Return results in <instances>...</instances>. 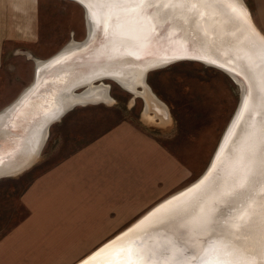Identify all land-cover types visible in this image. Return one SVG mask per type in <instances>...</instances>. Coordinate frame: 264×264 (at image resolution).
I'll return each mask as SVG.
<instances>
[{
  "label": "rangeland",
  "instance_id": "1",
  "mask_svg": "<svg viewBox=\"0 0 264 264\" xmlns=\"http://www.w3.org/2000/svg\"><path fill=\"white\" fill-rule=\"evenodd\" d=\"M244 1L250 10V0ZM85 36L84 10L79 4L71 0H38L35 38L4 51L0 67V109L31 83L34 59L45 60L71 40L81 41ZM103 82L109 87V101L79 105L69 110L49 127L39 157L28 169L0 178V244L13 233L16 225L33 213L35 200L29 194L38 177L60 165L86 143L104 138L108 131L123 127L119 140L129 141L124 148L128 158L140 156L131 155L132 146L135 151L142 150L144 155L156 156V166L148 173L150 190H157L153 185L154 173L158 185L165 183L172 188L162 195L152 193L150 203L135 211L125 225L115 228L78 258L67 259L61 264L75 263L160 199L199 177L209 165L240 100L238 85L225 72L191 60L177 61L146 75V84L169 117L164 122L152 112H144L145 104L140 96L133 95L112 80ZM168 161L172 162L175 173L171 182L169 175L174 176V173L167 169ZM162 174L165 175L162 177ZM44 223L53 225L48 219ZM26 239L29 247L24 248L23 245L20 251L30 255L36 252L38 239Z\"/></svg>",
  "mask_w": 264,
  "mask_h": 264
},
{
  "label": "water",
  "instance_id": "2",
  "mask_svg": "<svg viewBox=\"0 0 264 264\" xmlns=\"http://www.w3.org/2000/svg\"><path fill=\"white\" fill-rule=\"evenodd\" d=\"M136 2L138 1H134V3H120L115 5V7L136 4ZM78 3L84 10L86 22L85 38L81 41L71 43L72 45L70 43L64 45L58 51L50 55L43 64L41 63L42 60L35 61L32 83L27 88L21 90L15 99L0 109V119L10 121L7 122L8 124H4V128H6L7 131L4 138L5 141L6 139L8 142L10 141L8 144L9 146L14 144L15 133L20 131L19 125L21 119L18 121L19 117H25L26 110L23 114V109H21L22 104L27 100L33 102L35 99L32 98L36 97L35 94L39 90V87L37 88L38 73L41 74L42 71L44 72L46 69H54L51 73L55 77L54 81L63 84L64 79H62V74H56L55 70H59L58 67L67 62L72 65L68 67L65 72L69 74L71 73L75 77L79 75L78 73L82 70H84V74L87 73L89 65H80V63L87 62L90 54H92L94 50H97L96 52L98 54V56L94 58V67L97 66L98 60H103L105 59V56H108L111 49L112 53L113 49H116L114 51L119 53L123 52L132 63H137L138 60H141L142 58L153 56L150 51L146 49L144 45L145 43H142L139 39L131 41V39L127 38L124 34V27L128 22H122V20H119V15L109 8H106L108 7L106 4H101L99 2L96 3L95 18L97 23H94V16L88 11L86 4L79 2V0ZM155 7H159V5H156L151 1H148L146 4H140V14L147 16L151 21V28L144 38V40H149L148 43L151 44L152 39H155L160 32L173 26L175 23V21L173 22V19L179 20L177 23L187 24L188 20L185 18L190 15L188 12L183 11L184 13H181L180 15H172L175 17L173 19L172 17H162V19H157L159 14L154 13ZM166 7L167 5L164 3L161 10H165ZM235 8L239 9L238 12ZM229 11L234 14L233 17L236 31H241L243 33L242 39H249L252 41L253 45H257L261 53L264 55V33L251 19L249 10L243 13L242 7L235 5V7H230ZM175 13H178V11H175ZM197 14L199 16L198 19L204 21V14L199 12ZM128 21L130 27H138L140 23V21L136 19ZM106 25L112 28L113 34L110 30L109 32L104 33ZM116 32H118L119 37H117ZM187 36V46H189L188 51L191 52L190 55L176 54L173 56L174 59L171 60L170 58H164L162 56L165 60H161L160 63L156 62L154 64H147L142 73L143 81L139 84H134L130 77L122 79V77H120L121 75L100 76L93 79L92 82L98 81L99 83H104V80H112L123 88L124 84L127 83L130 85V90L128 91L133 95H136L133 93L134 90H143V84L146 83V75L149 71L184 60L198 61L208 66L215 67L229 75L236 85L239 84H237L238 82L235 81V79L239 80V103L224 129L222 137H220L221 139L219 140L211 161L199 177L186 186L160 199L130 224L103 241L74 264H82L85 258L90 259L97 253H99L100 256H103L110 245L115 244L117 241H120L125 237H128V240L125 241L127 245L143 253L140 259L144 264H201V261L203 260L202 249L215 254L209 257L211 260L221 257L226 261L232 262L230 256L232 253L228 251V246L232 248L231 243L233 240L242 243L241 238H243V236L234 233L236 229L233 227V222L237 216H239V220H241L246 211L251 212L255 207L251 205L254 199L262 196L261 184L264 183V176L261 175V165L259 166V160L256 159L253 169L245 174L243 179L239 177L237 172H235L236 168H234V165H230L231 170L228 174H224L221 167L225 155L224 152L228 145L231 144L234 134L239 128V123L250 95L254 93L250 81L251 79L255 81V79L252 76L250 79L247 74L243 73L241 70V67H243L241 64H244L243 61L248 62L249 60H244L239 57L238 62L225 61L221 57L210 55L206 53L207 51L193 46L196 39L191 32H187ZM253 59L251 66L252 69L256 66V58ZM88 62H92V60H89ZM99 67L100 65L98 68ZM104 70L105 68L103 67L100 72H103ZM88 84L89 83L83 82L73 86V89L83 90ZM40 97H43V95H40ZM52 98L54 101L53 95ZM53 108L56 110L55 112H58V109H55L56 106ZM71 109L67 108L58 112L59 114L56 117L53 116L49 119V121L44 124L43 131L45 130V132H47L53 123L59 121L61 117ZM231 124L234 125L228 133V127H230ZM45 139L46 136L44 140L41 138L38 142L35 152V154H38L37 157L42 150ZM260 146L261 148L259 149ZM257 151L260 153L259 155L262 156V153L264 152V143L258 145ZM36 160L37 158L35 160L32 158L29 162H24L20 166L15 165L14 169L11 170L8 168L0 169V178L14 176L23 172ZM226 168L227 166H225V169ZM253 171H255V176L252 175ZM236 177H239V180H235L234 178ZM192 193L194 194L190 197L191 199L188 198L187 201L189 205L188 208H168L160 213V221H154L156 219L155 216L159 214L158 211L170 207L173 203L182 200ZM237 223L241 224V221H238ZM258 227L259 226H255L252 231H255ZM261 232L263 235L264 225L261 226ZM130 239L132 240L129 241ZM248 252H250V249L247 247L241 253L247 254ZM119 258L127 259L128 257L121 256Z\"/></svg>",
  "mask_w": 264,
  "mask_h": 264
},
{
  "label": "bare ground",
  "instance_id": "3",
  "mask_svg": "<svg viewBox=\"0 0 264 264\" xmlns=\"http://www.w3.org/2000/svg\"><path fill=\"white\" fill-rule=\"evenodd\" d=\"M71 1L79 4L78 0ZM134 1L138 2L123 7H115V5L120 3H134ZM148 1L159 5V7H155L154 10L155 14H159L157 19H162V17H172L173 19L175 17L172 15H180L184 13L183 11H186L190 14L185 18L188 20V23L180 24L177 23L179 20L173 19V22L175 21L173 26L160 32L155 39H152V44L148 43L149 40H144V38L151 28V21L147 16L140 14V4H146ZM79 2L86 4L88 11L94 16V23H97L95 18L96 3L106 4V6H108L106 8H109L119 15V20L128 22L124 27V34L127 38L131 39V41L139 39L142 43H145L146 49L150 51L153 56L142 58L138 60L137 63H132L123 52L119 53L114 51L116 49H113L112 53L111 49L108 56H105L103 60H98L97 66L94 67V58L98 56L97 50H94V52L90 54L87 62L80 63V65H89L87 73L84 74V70H82L78 73L79 75L75 77L71 73L65 72V70L72 65L67 62L61 64L58 67L59 70H55L56 74H62V79H64L63 84L54 81L55 77L51 74L54 69H46L44 72L42 71L41 74L38 73L37 88L39 87V90L35 94L36 97L32 98L35 99L33 102L27 100L22 104L21 109H23V114L26 110L25 117H19L18 121L21 119L19 125L20 131L15 133L14 144L10 146L8 145L10 141L8 142L7 139L5 141L4 138L7 132L6 128H4V124H8L7 122L10 121L0 119V169L8 168L11 170L14 169L15 165L20 166L24 162H29L32 158L33 160L38 158V154H35L38 142L41 138L44 140L45 136L47 139L48 135V130L47 132H45V130L43 131V126L53 116L56 117L59 114L58 112L79 105L83 106L109 101V87L104 83L95 84L98 81L92 82L93 79L100 76L121 75L120 77H122V79L130 77L134 84H139L143 81L142 73L147 64L160 63L161 60H165L163 57L170 58V60L174 59L173 56L176 54L190 55L191 52L188 51L189 46H187V32H191L196 39L193 46L207 51L206 53L210 55L221 57L225 61L238 62L239 57L244 60H249V64L243 61L244 64H241L243 65L241 70L243 73L247 74L250 79L252 77L255 79V81H253V79L250 81L254 93L250 95L240 120L239 128L235 132L231 144L228 145L224 152L225 155L221 168L224 174H228L231 170L230 165H234V168H236L235 172L243 179L244 175L253 169L256 159L259 160V166L261 165L260 162L261 159H264V152H261L262 156L259 155L260 153H258L257 148L258 145L264 143V138L261 136L262 131H264V55L257 45H253L252 41L249 39H242L243 33L241 31H236L234 14L229 11V8L235 7V5L241 6L243 13L248 11L249 8L244 0H201L200 4H188L185 3L184 0H79ZM164 3H166L167 7L165 10H161ZM235 10L238 12L239 9L235 8ZM175 11H178V13H175ZM198 12L204 14V21L198 19ZM131 19L139 20V26L130 27L128 25V20ZM105 27L104 33L110 30L113 34L112 28L108 27V25ZM116 35L119 37L118 32H116ZM68 43H75V41L71 40ZM253 58H256V66L252 69ZM37 60L39 59H34V62ZM45 60H42L41 63L43 64ZM89 60H92V62H88ZM99 65L100 67L98 68ZM103 67L105 70L100 72ZM235 81L238 82L237 84H239L238 86L240 89V81L236 79ZM83 82L89 84L82 91L76 92L77 90H74L73 86ZM129 88L130 85L125 83L124 89L128 91L130 90ZM133 93L144 100L145 113L152 112L156 117L160 118L161 122L169 118L167 113H165V107L154 97L146 83L143 84V90H134ZM40 95H43V97H40ZM52 95L54 96V101ZM55 106L58 112H55L56 110L53 108ZM233 125L234 124H231L230 127H228V133ZM260 148L261 146L259 149ZM247 157H250V159H247ZM225 166H227L226 169ZM194 193L173 203L170 207L158 211L159 214L155 216L156 219L154 221H160V213L168 208H188V198L191 199L190 197ZM261 204L262 196L255 198L251 204L255 206L254 214L249 218V211H246L241 220H239L241 224L245 221H247V223L244 227L234 231L235 234L243 236V238H241L242 243L233 240L231 243L233 249L230 246L227 248L228 251L232 253L230 256L233 264H264V247H262L261 244L262 236H264V232L263 235L261 232V226L264 225V215L261 213ZM255 226L259 227L255 229V231H252ZM131 240L132 239L129 241ZM247 247L250 249V252L247 254L241 253ZM113 259L116 258L113 257Z\"/></svg>",
  "mask_w": 264,
  "mask_h": 264
},
{
  "label": "crops",
  "instance_id": "4",
  "mask_svg": "<svg viewBox=\"0 0 264 264\" xmlns=\"http://www.w3.org/2000/svg\"><path fill=\"white\" fill-rule=\"evenodd\" d=\"M250 2L253 20L264 33V0ZM37 31L38 0H0V67L6 48L32 41ZM122 129H112L104 138L86 143L37 178L29 194L35 200L33 213L0 244V264H61L78 258L125 225L135 211L144 209L152 193L171 190L165 183L158 185L155 173L157 190H150L148 173L156 166V156L144 155L132 146L131 155L140 156L128 158L124 148L129 141L119 140ZM167 166L174 173L172 162ZM174 177L175 173L169 175V182ZM45 219L53 225H43ZM27 237L38 239L36 252L30 255L20 251L23 245L27 247Z\"/></svg>",
  "mask_w": 264,
  "mask_h": 264
},
{
  "label": "snow or ice",
  "instance_id": "5",
  "mask_svg": "<svg viewBox=\"0 0 264 264\" xmlns=\"http://www.w3.org/2000/svg\"><path fill=\"white\" fill-rule=\"evenodd\" d=\"M185 3L188 4H200L201 0H184ZM262 138H264V131L261 133ZM250 159V157H247ZM261 175L264 176V159H261ZM255 176V171L252 173ZM235 180H239V177L234 178ZM251 182V181H250ZM247 190V189H245ZM261 194H262V204H261V213L264 215V183L261 184ZM255 209L249 212V218L254 214ZM239 216L234 219L233 227L234 229L242 228L246 225L247 221L242 224H238ZM134 235V234H133ZM128 240V237L117 241L115 244L110 245L108 250L105 252L103 256H100L99 253L94 255L92 258H85L82 264H144V262L140 259L143 255L142 252H139L137 249L130 247L125 243ZM262 247H264V236H262L261 240ZM203 260L201 264H232L230 261H226L221 257H218L215 260L209 259L210 256L215 255L212 252H209L205 249H202ZM121 256H127V259H120ZM113 257H117L113 259Z\"/></svg>",
  "mask_w": 264,
  "mask_h": 264
}]
</instances>
